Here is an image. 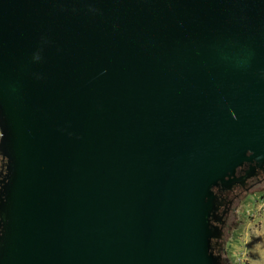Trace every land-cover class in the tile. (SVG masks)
Instances as JSON below:
<instances>
[{
    "label": "water",
    "instance_id": "95a60500",
    "mask_svg": "<svg viewBox=\"0 0 264 264\" xmlns=\"http://www.w3.org/2000/svg\"><path fill=\"white\" fill-rule=\"evenodd\" d=\"M0 156V264H219L264 0H0Z\"/></svg>",
    "mask_w": 264,
    "mask_h": 264
},
{
    "label": "rangeland",
    "instance_id": "374dc122",
    "mask_svg": "<svg viewBox=\"0 0 264 264\" xmlns=\"http://www.w3.org/2000/svg\"><path fill=\"white\" fill-rule=\"evenodd\" d=\"M224 264H264V184L241 193L222 233Z\"/></svg>",
    "mask_w": 264,
    "mask_h": 264
},
{
    "label": "flooded vegetation",
    "instance_id": "af4514ba",
    "mask_svg": "<svg viewBox=\"0 0 264 264\" xmlns=\"http://www.w3.org/2000/svg\"><path fill=\"white\" fill-rule=\"evenodd\" d=\"M4 163H5V159L0 156V178H2V174L4 172ZM248 170H249V164L246 163L242 167H239L236 170L235 176L240 177L246 174ZM260 184H264V166L262 168H256L253 174L245 179V181L243 182V185H241L240 183H235L232 185V188L228 190L222 191L219 189H215V194L217 196V199L218 201L222 203L219 208V213H221L223 210L225 211L224 216H223L224 222L221 225L222 230L225 225L228 212L231 210L234 202L238 200V198L241 196V193L243 191L248 190L249 188L253 186H258ZM222 245H223L222 238L217 241L216 240L212 241V248L215 253L221 254ZM219 264H224L222 254H221V260Z\"/></svg>",
    "mask_w": 264,
    "mask_h": 264
}]
</instances>
